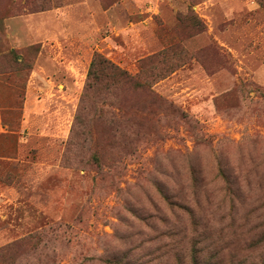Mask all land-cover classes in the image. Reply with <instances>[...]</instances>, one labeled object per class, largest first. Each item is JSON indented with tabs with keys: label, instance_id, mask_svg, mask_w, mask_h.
Instances as JSON below:
<instances>
[{
	"label": "rangeland",
	"instance_id": "1",
	"mask_svg": "<svg viewBox=\"0 0 264 264\" xmlns=\"http://www.w3.org/2000/svg\"><path fill=\"white\" fill-rule=\"evenodd\" d=\"M0 264H264V0H0Z\"/></svg>",
	"mask_w": 264,
	"mask_h": 264
},
{
	"label": "trees",
	"instance_id": "2",
	"mask_svg": "<svg viewBox=\"0 0 264 264\" xmlns=\"http://www.w3.org/2000/svg\"><path fill=\"white\" fill-rule=\"evenodd\" d=\"M108 77L113 82H124L126 84H138V75H132L129 71L122 69L118 65L111 63L102 55H97L92 63L89 73V88L95 86L94 83L102 79V77Z\"/></svg>",
	"mask_w": 264,
	"mask_h": 264
}]
</instances>
